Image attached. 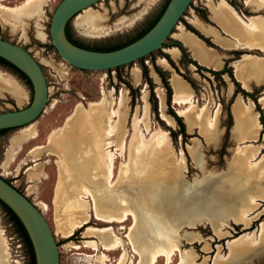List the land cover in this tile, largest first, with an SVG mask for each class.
I'll return each instance as SVG.
<instances>
[{
	"label": "rangeland",
	"instance_id": "1",
	"mask_svg": "<svg viewBox=\"0 0 264 264\" xmlns=\"http://www.w3.org/2000/svg\"><path fill=\"white\" fill-rule=\"evenodd\" d=\"M25 1L0 0L2 4L10 7L22 5ZM59 1L43 0L41 10L30 17L9 13L6 16V23L5 21L1 22L3 20L0 18V38L25 48L41 66L48 86L46 106L35 121L25 126L0 132V175L25 194L42 211L58 244L60 264H117L124 252L125 256L121 264H138L140 260L137 253L133 251L127 236L133 225L132 219L124 223L108 224L97 221L93 212L91 214L89 211V222L76 229L71 235L64 236L60 227L63 228L68 224L65 221L59 222L60 214L54 202L60 176V168L57 164L61 157L56 150L57 147L55 148L56 143L51 144L52 139H49V135L66 124V120L76 106L81 105L84 111L85 108L92 109L89 106L90 103L100 101L103 96L109 99L112 92V96L116 99L121 94L124 98L121 120L124 129L131 132L132 119L135 116L142 117L146 106L148 116L146 114L145 118L147 120L148 117L150 127L154 131L161 129L166 132V143L171 158L174 162H178L182 156L185 161L180 176L181 185L175 194L154 190L147 197L136 192L132 198L133 209L137 215L134 237L142 253L143 262L147 263L148 251L154 245H165V249L170 248L171 243L177 245L170 264H179L181 257L184 259L183 264H214L217 253L225 257L230 253L228 241L237 238L244 232L254 234L253 239L258 241L257 246L264 244V200L258 201L255 211L249 216V225L245 228L243 222H236L233 219V212H236L233 209L240 203L234 200L233 196L226 194L229 187L241 188L239 189L241 195L259 188L264 189V173L261 177L247 178L246 172L253 167L250 164L255 163L254 160L247 162L245 159V162H238L236 159L237 154L243 148L239 147L246 145L247 149L252 151L251 153L258 150L257 156L260 155L259 158H262L261 164L264 169V127L260 120L261 114L250 96H246L242 92L235 94L236 86L228 73L215 77L208 71H199L195 64L187 62L186 58H191L200 64L193 58L190 49L174 34H178L182 27L195 34L204 45L219 54L226 62V68L231 69L233 77L235 67H232L231 64L234 60L237 61L236 59L241 58L243 54H250L252 62L257 59L264 63V51L239 49L238 47L228 49L216 43L211 36L202 34L190 22L192 19H198L220 30L210 18L212 7L208 4L210 1L212 5H215L218 0H192L180 17V21L165 40L163 48L119 68L97 71L81 70L63 60L56 52L50 39V18ZM165 1L106 0L100 7L91 9L103 17L100 22L102 32L89 34L76 21L70 36L74 41L84 46L101 50L119 47L141 35L161 11ZM226 1L245 20L257 16L259 23L264 19V3L262 4L261 1L259 3L256 0ZM244 1L248 2L245 4ZM221 35L226 36L223 33ZM177 40L186 50L185 56L182 48L178 49L177 57H172L165 52V49L176 47L174 42ZM258 42L254 41L253 44ZM162 57L167 60V64L159 62ZM154 65L164 71L172 88L170 104L166 101V88L161 77L155 71ZM222 68L224 66L219 70ZM144 70L147 77L144 75ZM0 73L23 91L22 104H19L13 96L8 94L0 97V112L28 106L32 99L31 84L12 69L0 66ZM174 74L188 87L187 92L192 93L195 116L197 117L201 109L205 108L203 117L206 122L215 117L213 128H216L218 133L215 141L209 139L208 134L205 133V124H202L204 126L189 125L186 119L178 114L177 111L185 106L175 105L172 102L174 89L171 84ZM254 79L261 80L260 78ZM241 85L240 88L245 90ZM245 91L252 93L257 98L264 118V102L260 101V97L264 95V83L251 86L249 90ZM144 94L145 98H143ZM237 103L244 108L251 107L254 123L259 126L254 141L244 142L246 136L240 137L236 134L233 108ZM108 110L107 107L102 120L104 127H106L109 115ZM161 112L173 122L172 125L161 118ZM229 112L232 115L231 118ZM31 124V134L12 149L10 147L11 139ZM181 124H184L183 128ZM149 137L150 134L147 135V138ZM125 140L128 148L130 135ZM78 145V142L77 145L72 144L70 153L74 152L76 156L78 154V162L81 160L85 162L88 157L84 152V154L80 152ZM36 147H40V149H35ZM10 149H12L14 157L11 162H7L6 154ZM180 153L182 154L180 155ZM127 155L128 151L126 150L123 158L116 159L113 181L121 180V170L124 169V163L128 161ZM249 155L250 153H248V157ZM119 164L121 165L119 166ZM91 174L93 176V173ZM220 184H223L222 189ZM89 185L93 186L94 182H90ZM79 193H81L80 189L78 195ZM107 195L113 196L114 192H108ZM76 198L78 197L76 196ZM221 222L227 223L228 227L221 226ZM106 226H110L113 233L122 239V244L116 250H105L103 247L105 243L112 240L111 232L107 235L98 231L88 233L90 231L87 229L88 227L103 228ZM0 235V242H2L5 251V261L0 264H31L24 239L1 205ZM237 246L235 245L233 249H236ZM237 253L234 251L230 257L220 263L243 261L244 264H264V252L253 254L247 259L245 257L243 260L241 257L235 256ZM155 264H166L165 258L159 257Z\"/></svg>",
	"mask_w": 264,
	"mask_h": 264
},
{
	"label": "bare ground",
	"instance_id": "2",
	"mask_svg": "<svg viewBox=\"0 0 264 264\" xmlns=\"http://www.w3.org/2000/svg\"><path fill=\"white\" fill-rule=\"evenodd\" d=\"M256 1H258V3L261 1L262 4L264 3V0ZM42 2L43 0H26L22 5L15 7L6 6L0 2V18L3 20L1 22H7L6 16L9 13L19 14L23 17L33 16L41 10ZM247 2L248 1H245V4ZM208 4L210 7H212V10H210L213 13L212 17L210 18H213L223 27H225L227 23L233 21V19L237 18L241 24L246 26L252 33H254L253 37L251 35L252 38L250 37L247 40H242L236 36H233L234 46L236 48L259 49L264 51V39L261 36L262 33L260 34L261 26L257 21V16L254 18H248L246 20L243 19L238 11L226 0H218L215 5H212L209 1ZM102 20V15L88 10L80 13L77 23L89 34H99L102 32V28L100 27V22ZM200 21L198 19H192L190 23H192L197 28L203 29V23ZM174 36H177V39L181 40L184 45H186V47L192 51L193 58L200 64L215 68L217 70L220 68L219 62L214 60V54L206 51V49H203L202 43L199 41L200 39L195 34L184 30L182 27L180 32L176 35L174 34ZM254 41H259L260 43L258 42L257 44H253ZM165 52L169 53L172 57H177L178 48H168L165 49ZM251 56L252 55L250 54H243L242 57L233 64L235 67L236 78L247 90L250 89L249 82L251 80V75L256 73L261 78H264V63L255 59L253 60V64H249L252 61L250 60ZM159 62L162 64L168 63L163 57L159 59ZM132 76L134 78V75ZM171 85L174 89L172 96L173 104L185 106L177 111L178 114L184 117L189 125L199 124L200 126H204L202 124H205L204 130L205 133L208 134L209 139L214 140L216 137H218L216 128H213L215 117L207 120L206 122L203 117L205 108L201 109L197 117L195 116V105L192 101L193 95L191 92H187L188 87L185 85V83L174 74ZM112 93H110L111 97L109 99L103 96L100 101L90 103L89 106L92 109L85 108L84 111L81 105L76 106L73 113L66 120V124L58 130L52 131L49 136V139H52L51 144L56 143L55 148L57 147L56 150L61 157V159L59 158L60 162L57 164L60 168V176L58 178V186L56 187L54 195V202L57 211L60 214L59 222L65 221V223L68 225L63 228L60 227V230L64 236H69L76 229L85 226V224H87L90 219L89 211L91 214L93 212V216L97 221L108 224L116 222L124 223L125 221L132 219L133 225L129 229L127 236L130 244L133 247V251L140 257L138 264H155L159 257H164L166 264H170L172 255L174 251L177 250V245L174 243H171L170 248L168 249L164 248L165 245H154L148 251V256L146 258L147 263L143 262L142 253L137 246V242L134 237V228L137 224V215L133 209L132 198H134L136 192L139 195L147 197L148 195L152 194L154 190H159L163 193H169L172 195L175 194L177 188H179L181 185L180 176L185 165L184 158L181 156L178 162H174V160L171 158L169 148L166 143V132L161 129L154 131L150 127L148 117L147 120L145 118L147 114L146 106L145 112H143L144 115L142 117L135 116L132 119L131 132H128L126 128L124 129L123 121H121L124 107V98L121 94L120 97L116 99L112 96ZM5 94L13 96L19 104H22L23 91L13 81L7 79L0 73V97L5 96ZM145 97L146 96L144 94L143 98ZM260 101L264 102V95L260 97ZM237 104H235L233 108L236 119V134L240 137L246 136L244 142L247 140L254 141L256 140L259 126H256L254 123L251 107L244 108ZM107 107L109 108V115L106 127H104L102 120L106 113ZM161 118L169 125L173 124V122L169 120L163 112H161ZM31 127L32 124L25 127L24 131L11 139L10 147L12 149L22 140H24L29 134H31ZM148 134H150L149 138H147ZM128 135H130V144H128L129 147L127 148L125 138ZM77 142L79 143L78 149L80 152H84L88 157L87 161L85 162H83V160L78 162V154L76 156V153H70L71 145L74 143L77 145ZM239 148L242 149H239L240 153H238L236 156L238 162H245V159L247 162H251L252 160L255 162L250 164L253 165V167L249 168L246 172L247 178L250 179L252 177H261V175L264 173V169L261 164L262 158H259L260 155L257 156L258 150H255L253 153H251L252 151L247 149L246 145L240 146ZM12 149H10V151H8L6 154L7 162H11L14 157ZM35 149L39 150L40 147H36ZM126 150L128 151V161L124 163V169L121 170L122 174L119 173L121 174L122 178L117 182L116 180L113 181L115 176L116 159L118 157H122L123 154L126 153ZM248 153H250L249 157ZM181 154L182 153H180V155ZM70 158L71 161H69ZM120 165L121 164H119V166ZM91 173H93V176H91ZM176 179L178 180L177 182L174 181ZM90 182H94V185H89ZM222 187L223 184H220L221 189ZM79 189L81 193L78 195ZM92 189H94V191H92ZM239 189L241 188L229 187L228 190H226V194L233 196L234 200H237L240 203L236 206V208L233 209V211H236L233 212V219L236 222H243L244 227L246 228L249 225V216L255 211L258 201L264 200V189L259 188L254 191L252 190L253 192L248 191L249 193L245 195H241L239 193ZM108 192H114V195L109 196L107 195ZM76 196L78 198H76ZM66 204L67 206L65 207ZM220 225L228 227L227 223L225 222H221ZM87 229H90L89 232L87 231L88 233H91L92 231H98L101 234L105 233L107 235L109 232H111L113 237L110 242L103 245L105 250H116V248L122 244V239L113 233L110 226L103 228L88 227ZM253 236V233L244 232L237 238L229 240L227 245L230 253L227 257L217 253L214 264H222L220 262L225 261L232 255V253H234V251L238 252L235 254V256L241 257L242 260L245 257V259L248 257L250 258V256L252 257L253 254L264 252V244L257 246L258 241H255ZM88 243L91 244L92 242ZM233 245L238 246L237 248L235 247L236 249H233ZM250 250L253 252H249ZM0 252V262L2 263L5 261V251L2 242H0ZM124 256L125 252L117 264L122 263ZM103 257H105L104 254ZM183 260L184 259L181 257L179 264H183ZM240 262L243 263V261H229L226 264H242Z\"/></svg>",
	"mask_w": 264,
	"mask_h": 264
},
{
	"label": "water",
	"instance_id": "3",
	"mask_svg": "<svg viewBox=\"0 0 264 264\" xmlns=\"http://www.w3.org/2000/svg\"><path fill=\"white\" fill-rule=\"evenodd\" d=\"M106 0H60L50 18L49 35L56 52L70 65L81 70H109L132 63L163 48L167 37L180 21L192 0H169L154 25L134 41L113 49L94 50L79 46L66 35L71 33L81 12L100 7ZM0 57L29 79L32 99L28 106L0 112V129L25 126L44 111L48 86L39 63L22 46L0 38ZM0 200L19 218L30 239L36 264H60L59 249L53 231L42 211L22 192L0 175Z\"/></svg>",
	"mask_w": 264,
	"mask_h": 264
},
{
	"label": "trees",
	"instance_id": "4",
	"mask_svg": "<svg viewBox=\"0 0 264 264\" xmlns=\"http://www.w3.org/2000/svg\"><path fill=\"white\" fill-rule=\"evenodd\" d=\"M169 0H166L165 1V4L163 5L161 11L157 14V16L154 18L153 21H151L150 25L148 26V28L141 34L139 35L137 38H139L140 36H142L145 32H147L153 25L154 23L158 20V18L160 17V15L162 14L164 8L166 7L167 3H168ZM68 26H69V21L67 22L66 24V35L68 37V39L71 41V37H70V34H69V30H68ZM192 30V29H191ZM193 32L196 33L195 30H192ZM136 38V39H137ZM135 40V39H134ZM132 40V41H134ZM130 41V42H132ZM73 42V41H72ZM129 42V43H130ZM74 43V42H73ZM77 44V43H75ZM128 44V43H126ZM124 44V45H126ZM124 45H121L119 47H122ZM79 46H82V45H79ZM176 46H179L180 49L182 48L180 46V44L176 43ZM82 47H85V46H82ZM119 47H114V48H109V49H104V51L106 50H113V49H116V48H119ZM85 48H89V47H85ZM182 51L184 53V56L186 55V50L184 48H182ZM187 59V62L189 63H193L197 66V69L199 71H208L210 72L212 75H214L215 77H220L222 74H225V73H228V75L230 76V78L232 79V81L234 82L235 86H236V91H235V94L237 92H242L244 95L246 96H250L255 104H256V107H257V110L260 112V120H261V123L263 124V127H264V118H263V114H262V110L257 102V98L253 96L252 93H249L245 90H243L242 88H240V84L239 82H237L235 80V78L233 77V73L231 71L230 68H226V65L225 67L222 69V70H212V69H209V68H206L204 66H201L199 64H197L194 60H192L191 58H186ZM0 63L1 64H4L8 67H10L12 70H14L16 73H18L22 78L26 79L28 81V83H30L28 77L23 73L21 72L18 68H16L14 65H12L10 62H8L7 60H5L4 58L0 57ZM120 67V66H119ZM119 67H116V68H119ZM154 68H155V71L159 74V76L161 77L162 81H163V84H164V87L166 88V92H167V103L170 104V99H171V94H172V89H171V86L170 84L168 83L167 81V78L165 77V74H164V71L162 69H160L159 67H157L156 65H154ZM144 75L147 77V73L146 71L144 70ZM31 84V83H30ZM193 86V84H192ZM229 116L230 118L232 117L231 113L229 112ZM178 119V118H177ZM182 125V128L184 127V124H181ZM8 130L7 129H0V132L2 131H6ZM0 205L1 207L6 211V213L9 215L11 221L15 224L16 228H17V231L19 232V234L21 235V237L24 239L25 241V244H26V247H27V251H28V254L30 255V258H31V264H36L35 263V257H34V252H33V248H32V245H31V242H30V239L27 235V232L24 228V226L22 225L21 221L19 220V218L16 216V214L4 203L0 200Z\"/></svg>",
	"mask_w": 264,
	"mask_h": 264
},
{
	"label": "crops",
	"instance_id": "5",
	"mask_svg": "<svg viewBox=\"0 0 264 264\" xmlns=\"http://www.w3.org/2000/svg\"><path fill=\"white\" fill-rule=\"evenodd\" d=\"M245 2V1H244ZM212 15H213V13H211V17H212ZM200 21V20H199ZM212 21L218 26V28L220 29V30H218V29H216L215 27H213V26H210V25H206V23L204 24V22L203 21H200V22H202L203 24H202V26H203V29L202 28H197L196 27V29L198 30V31H200L202 34H204V35H206V36H211L212 38H213V40L216 42V43H218L219 45H222V46H224V47H226V48H229V49H233V48H235V46L233 45V43H234V41H233V36H236V37H238V38H240V39H242V40H247V39H249L250 37H251V35H252V37H253V34L254 33H252L246 26H244L243 24H241L240 23V21L239 20H237V18L236 19H233V21H231V22H229V23H227L226 25H225V27H223L222 25H220L219 23H217L213 18H212ZM260 26H261V32H260V34L262 33V38L264 39V19L263 20H260ZM208 26V27H207ZM212 27V28H211ZM224 30H223V29ZM190 32V31H189ZM209 32V33H208ZM239 32V33H238ZM225 34L226 36H223V35H221V34ZM237 33H238V35H237ZM229 34V35H228ZM223 37V38H222ZM251 37V38H252ZM227 38V39H226ZM224 39V40H223ZM199 41H201V43H202V47H203V49H206V51H209V52H211V53H213L214 54V60H216V61H218L219 62V64H220V68L219 69H221V67H223L224 65H225V61L219 56V54L214 50V49H212V50H210V48H208L206 45H204V43L202 42V40H199ZM205 46V47H204ZM214 50V51H213ZM191 51V50H190ZM192 52V51H191ZM238 59H240V58H238ZM238 59H236V60H238ZM235 61V60H234ZM233 61V62H234ZM233 62H232V67H234V65H233ZM243 64V63H242ZM249 64H253V62L251 61ZM200 65H202V64H200ZM202 66H204V67H206V68H211V67H209V66H205V65H202ZM250 66V65H249ZM248 66V67H249ZM211 69H213V70H217V69H215V68H211ZM218 69V70H219ZM255 76H257V77H255ZM234 77L236 78V76H235V73H234ZM254 78H260L261 80L260 81H256ZM236 80H237V78H236ZM240 84H241V82L239 81V80H237ZM262 83H264V78L262 77H260L259 75H256V73H254V75H251V80H250V82H249V86L251 87V86H258V85H260V84H262ZM242 86V85H241ZM244 88V87H243ZM231 89V88H230ZM245 89V88H244ZM245 90H247V89H245ZM50 136V135H49ZM49 144H50V142H49ZM51 145V144H50ZM41 147V146H40Z\"/></svg>",
	"mask_w": 264,
	"mask_h": 264
},
{
	"label": "flooded vegetation",
	"instance_id": "6",
	"mask_svg": "<svg viewBox=\"0 0 264 264\" xmlns=\"http://www.w3.org/2000/svg\"><path fill=\"white\" fill-rule=\"evenodd\" d=\"M70 37H71V36H70ZM71 41H73L74 43H77V45H82V44L78 43L77 41H74L72 38H71ZM176 43L180 44V46L182 47V43H181L180 41L177 40V41L174 42V44H176ZM174 44H173V45H174ZM163 45H164V44H163ZM173 45H172V46H173ZM82 46H84V45H82ZM85 47H88V46H85ZM170 47H171V46H170ZM176 47H177L178 49H180L179 46H176ZM89 48H90V49H94V50H101V49H98V48H95V47H94V48H93V47H89ZM199 65H200V64H199ZM225 65H226V62H225ZM225 65H224V67H225ZM0 66H3V67H5V68H9V70H11L10 67H8V66H6V65H4V64H1V63H0ZM201 66H202V65H201ZM209 69H211V68H209ZM222 69H223V68H222ZM212 70H213V69H212ZM216 71H218V70H216ZM171 89H172V88H171ZM6 129H7V128H6ZM9 129H11V128H8V130H9Z\"/></svg>",
	"mask_w": 264,
	"mask_h": 264
}]
</instances>
